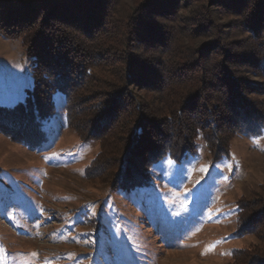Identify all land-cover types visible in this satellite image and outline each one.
I'll return each instance as SVG.
<instances>
[{"label":"trees","instance_id":"16d2710c","mask_svg":"<svg viewBox=\"0 0 264 264\" xmlns=\"http://www.w3.org/2000/svg\"><path fill=\"white\" fill-rule=\"evenodd\" d=\"M0 34L31 66L0 130L44 145L61 96L67 127L98 145L92 179L109 192L150 189L165 159L220 162L229 139L264 129V0H0ZM252 196L235 215L257 242L232 264H264V182Z\"/></svg>","mask_w":264,"mask_h":264},{"label":"rangeland","instance_id":"374dc122","mask_svg":"<svg viewBox=\"0 0 264 264\" xmlns=\"http://www.w3.org/2000/svg\"><path fill=\"white\" fill-rule=\"evenodd\" d=\"M30 71L21 42L0 34V106L23 99ZM61 99L44 145L0 130V264H232L257 242L239 234L235 203L264 182V129L229 139L220 162L165 159L150 189L115 194L92 179L98 145L67 127Z\"/></svg>","mask_w":264,"mask_h":264}]
</instances>
